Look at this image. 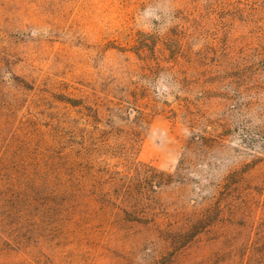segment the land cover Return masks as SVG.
Returning a JSON list of instances; mask_svg holds the SVG:
<instances>
[{
	"label": "rangeland",
	"instance_id": "1",
	"mask_svg": "<svg viewBox=\"0 0 264 264\" xmlns=\"http://www.w3.org/2000/svg\"><path fill=\"white\" fill-rule=\"evenodd\" d=\"M67 102L107 131L105 200L3 148ZM0 264H264V0H0Z\"/></svg>",
	"mask_w": 264,
	"mask_h": 264
},
{
	"label": "trees",
	"instance_id": "2",
	"mask_svg": "<svg viewBox=\"0 0 264 264\" xmlns=\"http://www.w3.org/2000/svg\"><path fill=\"white\" fill-rule=\"evenodd\" d=\"M67 104L74 118L47 124L45 130L41 129L42 124L32 121V130L23 137L13 134L9 140L4 138L3 148L18 158L13 164L31 166L39 180L64 187V195L105 200L106 185L116 187L125 183L118 172L110 171V144L107 131L101 127L98 108L84 102ZM162 175L152 171L145 178L146 185L156 187L165 182ZM112 195L124 198L128 194L113 190Z\"/></svg>",
	"mask_w": 264,
	"mask_h": 264
}]
</instances>
